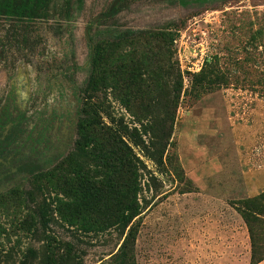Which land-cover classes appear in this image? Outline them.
Here are the masks:
<instances>
[{
  "label": "rangeland",
  "instance_id": "obj_1",
  "mask_svg": "<svg viewBox=\"0 0 264 264\" xmlns=\"http://www.w3.org/2000/svg\"><path fill=\"white\" fill-rule=\"evenodd\" d=\"M45 1L29 25L0 18V129L20 122L0 155L42 168L0 182V264H251L264 0H125L106 19L117 0ZM164 114L157 163L140 123Z\"/></svg>",
  "mask_w": 264,
  "mask_h": 264
},
{
  "label": "trees",
  "instance_id": "obj_2",
  "mask_svg": "<svg viewBox=\"0 0 264 264\" xmlns=\"http://www.w3.org/2000/svg\"><path fill=\"white\" fill-rule=\"evenodd\" d=\"M125 0H121L117 5L110 8L107 12L102 14V18H110L115 16L117 13L121 12L123 9V3ZM46 5L45 0H0V18L13 17L16 19L17 24L26 23L29 25L34 21L40 10H42ZM146 40H154L163 42L164 44L168 42L175 41L173 34L164 32L157 34H149L146 37ZM99 46L93 48L92 57L94 55L93 62L100 63L99 58ZM155 78H152L149 83V87L155 89L157 86ZM95 84L94 78L90 80V87H93ZM134 86L137 88L144 87L142 82L136 81ZM180 88L182 84L180 82ZM167 116L166 114L162 115L160 118L152 119L150 125L146 127L145 124L140 123L141 137L146 136L147 141L143 143V150L146 152L147 156L152 159L154 162L162 163L163 155L169 145L170 138L172 136V124L167 126ZM20 126V122L16 120L9 119L7 123L4 124V127L0 129V146H3L9 143L13 137L16 135ZM135 131H139L135 128ZM132 137H134L132 132ZM135 146L138 144L134 141ZM0 182L4 179H9L15 173H29L36 174L40 173L42 170L41 166L38 163H15L12 155L2 154L0 155ZM129 169L132 170L134 166L131 163L127 164ZM3 173V174H2ZM244 209V218L248 224L252 242H253V253H252V262L251 264H260L264 261V253L261 249H257L259 245V235L260 231L264 230V194L243 203ZM128 210L122 217V224L124 228H127L128 223L133 220L134 217H137L141 214L139 204L132 203ZM261 247V246H260Z\"/></svg>",
  "mask_w": 264,
  "mask_h": 264
},
{
  "label": "water",
  "instance_id": "obj_3",
  "mask_svg": "<svg viewBox=\"0 0 264 264\" xmlns=\"http://www.w3.org/2000/svg\"><path fill=\"white\" fill-rule=\"evenodd\" d=\"M120 1H121V0H117V2L115 3V5H117ZM115 5H114V6H115ZM114 6H113V7H114Z\"/></svg>",
  "mask_w": 264,
  "mask_h": 264
},
{
  "label": "crops",
  "instance_id": "obj_4",
  "mask_svg": "<svg viewBox=\"0 0 264 264\" xmlns=\"http://www.w3.org/2000/svg\"><path fill=\"white\" fill-rule=\"evenodd\" d=\"M260 264H264V261H263V262H261Z\"/></svg>",
  "mask_w": 264,
  "mask_h": 264
}]
</instances>
